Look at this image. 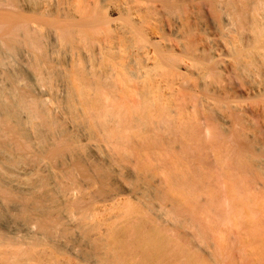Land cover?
Listing matches in <instances>:
<instances>
[{
	"label": "bare ground",
	"instance_id": "6f19581e",
	"mask_svg": "<svg viewBox=\"0 0 264 264\" xmlns=\"http://www.w3.org/2000/svg\"><path fill=\"white\" fill-rule=\"evenodd\" d=\"M166 148L185 169L128 188L148 210L184 197L186 259L131 229L117 241L139 249L132 264H250L262 190L243 192L241 173L264 166V0H0V213L14 204L27 229L0 231V264H55L38 242L108 186L148 178ZM82 240L72 255L112 264L103 233Z\"/></svg>",
	"mask_w": 264,
	"mask_h": 264
},
{
	"label": "rangeland",
	"instance_id": "374dc122",
	"mask_svg": "<svg viewBox=\"0 0 264 264\" xmlns=\"http://www.w3.org/2000/svg\"><path fill=\"white\" fill-rule=\"evenodd\" d=\"M210 144L211 143L208 142L207 145H209V147L212 146V150H213L215 148L214 147L215 144L214 143L212 145ZM212 150L209 149L210 152ZM163 152L165 155H167L166 159L165 158L163 159V163L153 161L154 163L153 165L151 162H147V164H142L143 166L147 165V168L151 167L150 169H147V168L143 169V172L148 178L141 179V180H134V181H129L125 179L123 182V185L127 187H124L121 185L108 186L107 194L105 196H94L92 199L91 206L84 208V209L74 208L72 210L74 216L68 217L69 215H71V213L69 211H64L63 216L65 217L67 216L68 218L63 220V225L56 226L54 230L58 238H56L55 240L54 239L53 240L52 239L51 240L50 239L41 240L38 242L35 248L36 249L38 248L39 250H43V251L46 250L47 253L50 252L49 255L50 256L52 255L51 262L54 263L56 261L55 264L57 263L58 264H86L85 261H82L83 260L82 257H79L76 254L72 255L71 252L76 249L77 251L80 252V251H83V248H84V251L88 250V247L86 248V246H83L84 243L85 245H87V242H84V240H82V235L84 233H88L91 235L103 233V235L106 237V244L110 248H113L115 250V258L112 259L113 261L112 264H132L133 261L134 262L138 260L140 261L139 249L136 248L135 255L133 254L130 256L128 251H130L131 248L127 246H122L117 241L119 238V234L121 232L127 231L130 233L132 231V233L130 234L131 235L134 234V236H136L137 234H143V235L151 234L150 236L153 239V241H155V244L156 243L158 244L156 245L155 250L159 251L160 254L162 253L161 255L163 258H166L167 256L169 257L176 256V258L181 259V260L186 259L185 258L186 249H187L186 234L189 230L185 224V219L188 217H191V214L189 213L187 206L182 203L183 200H185L184 197L177 198V197H174V196L172 197L171 195L166 194L165 196H163L162 199H159V198L158 200L153 199L152 202L155 205V207L153 209L148 210V208L142 205L139 199H136L135 197L131 196L129 192V188H131L133 185L137 186L142 183H145L146 181L148 182V180H151L154 182L156 181L161 182L162 179H164L166 175L167 176L165 180L168 177H170L171 176L170 172H172L174 169H177V170L181 169L180 171H183L185 169L184 164H186V162L183 160L181 156L182 153H184V149L174 150L172 148H166L163 150ZM259 159L260 158H258L257 160ZM121 165L123 167L132 166V164H129V162L127 161L121 162ZM143 166H140V167L136 166V167L141 168ZM261 167H262L261 170L257 172L258 174L254 173L255 175L252 176V174H247L246 172L245 173L243 172L241 173V175L243 179V192H244V188L249 186L250 183H254L255 186H259V188H261L262 197H261L260 206H261V211H262L261 213L264 216V166H261ZM161 169L164 171H162ZM130 182L131 184L132 183L133 184L131 185ZM252 186L254 185L252 184ZM132 202L133 204H130ZM121 205L124 207V210H122L123 208ZM13 207H14V204H10V207L8 208V210L5 209L1 211L0 231L3 234H9L19 229L18 231L26 233L27 229H25L24 226H22L21 228L18 227V226H21L19 224L22 223L23 216L19 212H16L17 210H13L14 209ZM155 208H157V210ZM139 209L143 210V212H141ZM166 213H169L170 215H173L176 217L174 219L170 217H165L164 215ZM83 215L90 216V217L83 218ZM196 215L197 213H194L195 217H197ZM7 222H11L9 224L11 228L10 226L5 228L4 224H6ZM16 227H18L17 230H15ZM245 235H246L245 239L247 240V243L245 244V246H247V249L250 252V264H254V263L256 264L261 260L264 254V228L261 229L259 225L258 227H255V228L252 227V229H248V230L245 229ZM159 241H162V242L160 243ZM49 244L52 245L53 247H51ZM53 244L55 245V247ZM87 246H89V244ZM61 247L65 250V252L59 251V248ZM144 249L146 252L147 250L149 252V249L147 248H144ZM171 249L173 252L171 251ZM124 250L127 253L126 256L122 255ZM191 264H200L197 256L193 255V261Z\"/></svg>",
	"mask_w": 264,
	"mask_h": 264
}]
</instances>
